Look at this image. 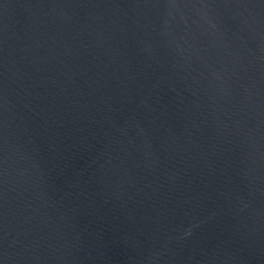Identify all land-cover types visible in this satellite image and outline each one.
I'll return each instance as SVG.
<instances>
[{
    "label": "water",
    "instance_id": "water-1",
    "mask_svg": "<svg viewBox=\"0 0 264 264\" xmlns=\"http://www.w3.org/2000/svg\"><path fill=\"white\" fill-rule=\"evenodd\" d=\"M0 264H264V0H0Z\"/></svg>",
    "mask_w": 264,
    "mask_h": 264
}]
</instances>
